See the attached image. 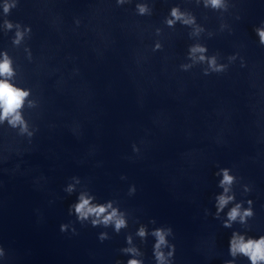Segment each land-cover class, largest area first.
I'll return each mask as SVG.
<instances>
[{
	"label": "clouds",
	"instance_id": "obj_1",
	"mask_svg": "<svg viewBox=\"0 0 264 264\" xmlns=\"http://www.w3.org/2000/svg\"><path fill=\"white\" fill-rule=\"evenodd\" d=\"M117 4H124L126 0H116ZM14 4L5 3L3 6V11L5 14L9 13L10 9L14 7ZM204 6L211 7L212 9H222L225 8L224 0H204ZM137 13L141 16L150 14V9L146 4L138 3L136 5ZM170 19L166 20L169 27L175 25L177 21L184 25H194L196 23V18L191 15H187L180 11L178 7H172L170 10ZM4 26L6 29L11 30L14 25L9 21H4ZM17 31L15 33V39L13 43L19 45L23 40L25 32H30V28H25L24 31H20V25H15ZM203 31L202 28H197L195 34H199ZM256 34L259 36V42L264 45V27L256 28ZM159 48V45H156ZM207 52V48L201 45H194L190 47V56H198L199 61L203 62L207 60L209 68L214 72H222L226 69V65L217 64L216 57H206L204 53ZM0 59V125L7 123V125L12 129H17L20 135H26L31 138L34 135V131L29 129V124L23 115V109L25 107V102L31 94L30 89L18 87L12 81L15 78L16 72L13 68V61L5 52ZM30 55V54H29ZM232 59V57H230ZM186 70L189 65H182ZM205 75H208V71L205 70ZM28 106L32 107L33 102L28 101ZM134 151L138 149L133 146ZM229 168H221L216 175L221 176L222 179L219 181V187L223 188V193L216 197L217 206V218L219 213L223 211L225 206L230 202L235 200V195H227L230 191V186L235 182L236 177L230 174ZM73 183H69L64 191L71 195L75 191V186L81 181L78 177H72ZM247 191V189H246ZM135 187L129 189V194H134ZM95 197L90 195L87 191H81L78 194L77 201L70 205L69 214L75 215L76 219L84 224L89 222L93 227L103 226L105 228L112 227L116 233H119L122 229L127 228L128 221L125 212L121 211L119 207L114 206V201H107L105 203H94ZM252 201L248 200L247 204L249 207L244 208L243 202L236 203L228 212L227 219L223 223V227L231 228L233 223L239 220V223L245 224L249 218L254 215L253 209L251 207ZM155 223V221H151ZM69 227L67 224H62L60 230L62 232L66 231ZM76 229L73 228L72 232L75 233ZM151 236L154 237L155 243L153 245V255L156 264H172V258L175 253V245L170 244L167 237L172 235V229L168 228H155L151 231ZM136 236L140 237L141 240L146 239L149 235L146 226L141 225L135 233ZM107 232H101L99 234V239L104 241L108 239ZM127 245H132V235L126 237ZM167 248L168 251L165 253L164 249ZM121 252L130 255L132 258L127 260V264H144L141 259L135 257L143 255V253L137 247H124ZM229 254L235 258L238 254L246 257L250 264H264V235L260 236L258 239L248 237L245 238L244 235L238 232H233L229 240ZM3 255V249L0 248V256ZM117 264H120L117 261ZM225 264H234L233 260L225 261Z\"/></svg>",
	"mask_w": 264,
	"mask_h": 264
}]
</instances>
